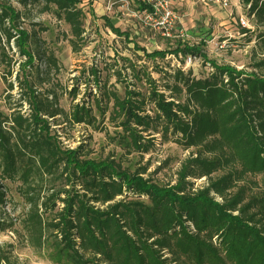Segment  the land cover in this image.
I'll return each mask as SVG.
<instances>
[{"label":"trees","instance_id":"1","mask_svg":"<svg viewBox=\"0 0 264 264\" xmlns=\"http://www.w3.org/2000/svg\"><path fill=\"white\" fill-rule=\"evenodd\" d=\"M13 1L26 6L39 0H0V71L7 84L0 93L5 106L0 109V233L17 231L52 264H264V75L237 72L204 56L211 73L193 77L165 61L168 55L200 54L198 47L181 42L176 49L148 53L134 43L146 59L159 58L165 67L155 62L137 67L123 58L122 69L106 64L102 78L103 70L91 66L76 84L63 87L55 55L20 28L23 13ZM85 1L93 3L44 0L47 12L70 26L77 52L85 38L80 7ZM243 2L247 17L261 29L254 30V68L260 70L264 0ZM138 10L151 7L140 1ZM17 55L26 64L20 62L16 71ZM121 75L131 78L125 77L123 93L110 86L111 77L119 81ZM83 83L95 91L74 103ZM106 119L117 129L114 135ZM60 124L104 132L114 152L99 161L81 146L65 149L56 133ZM156 141L189 152L174 184L151 179L167 162L154 174H148L152 161L134 172L123 165L131 155L143 160L154 153ZM204 178L207 183L195 187L194 181ZM6 182L19 183L26 212L13 214ZM10 204L11 212L4 209ZM13 247L7 252L0 247V264H16Z\"/></svg>","mask_w":264,"mask_h":264},{"label":"rangeland","instance_id":"2","mask_svg":"<svg viewBox=\"0 0 264 264\" xmlns=\"http://www.w3.org/2000/svg\"><path fill=\"white\" fill-rule=\"evenodd\" d=\"M140 1L145 0H93L92 5H89L87 1L80 4L84 12L85 38L79 40L77 44L78 52L73 49L70 42L72 37L70 36V26L66 22L58 20L51 12H47L44 8V0H39L34 4H29V1L26 6L19 4L17 1H13L11 4L13 8L23 13L20 28L27 30L29 35L34 33L35 37L41 41L40 44L46 48L48 54L53 53L55 55L60 67L57 77L62 82L63 87H71L76 84V79L80 80L83 76V70H87L91 66L93 68L98 66L100 70H103L106 64H113L116 66L114 69H122L124 63L121 59L123 58H131L138 63L137 67L146 63L152 65L154 62L165 67L164 62H160L159 58L146 59L142 50L134 49V43L146 49L148 53L155 50L176 49V46L181 42L188 46L198 47L197 51L200 54L190 55L192 64L186 63L188 56L176 58L175 55H168L165 61L166 63L167 61L171 62L172 67L183 66L185 72H190L193 77L201 78L211 73L212 69L203 60L204 56L207 61H214L220 66L231 65L237 72L250 74L255 71L260 75H264V67L260 70L254 68L255 63L258 62L254 59V44L256 42V32L254 30L258 28L255 24V18L247 17V9L243 0H230V6L225 9L211 3L207 4L203 0H184L179 4L173 3L174 0H171L181 19L178 26V32L181 35L172 38L164 37L161 30L151 25L143 16L139 17L137 15L136 17L134 15L138 13ZM242 18L254 28L243 27L241 24ZM109 23L113 24L122 33L128 32L131 35L130 39L127 40L125 35H116ZM240 28H246L252 31V34H249V36L242 34ZM260 30L258 29V31ZM250 35L253 37H250ZM135 50L137 55L143 57L142 60L136 61ZM14 51L17 54L20 53L16 47H14ZM15 59H17L15 65L17 71L19 63L26 58L24 57L20 61V55H17ZM25 64L26 62H22V65ZM149 71L152 72V69ZM101 74L102 78L105 77L106 71H101ZM1 76L2 71H0V93H3L7 84ZM125 77L131 80L127 75H121L122 79H119V81L111 77V88L118 89L119 93H123L126 82H128ZM79 89L81 95L74 103L83 101L87 98V95L90 96V92L95 91L93 84L83 83ZM13 94L19 96L17 90ZM62 104L66 108L70 104L67 96ZM0 109H5L2 101L0 102ZM105 122L110 136L114 135L117 129L107 119ZM55 127L56 133L61 139V145L65 149H74L81 146L91 152L88 157L99 161L104 160L111 152H114L115 147L113 144H109L104 132L95 131L85 124L76 125L74 128H70L66 124ZM155 143H157L158 150L154 153L145 155L143 160H140L137 155H131L129 159L124 161L123 165L134 172L144 166L147 161H152L153 166L150 167L148 174H154L163 162H167L168 167L153 175L151 179L161 185L174 184L177 181L176 172L179 169V162L187 157L189 152L183 151L172 143L163 146L158 141ZM116 150L117 153H122L121 150ZM144 177L148 176L144 175ZM194 182L195 187H199L205 185L207 180L204 178ZM5 184L9 202H13L11 204L17 211L13 214L18 216L26 212L27 206H24L23 199L17 193L19 183L6 182ZM217 199L219 198L217 197ZM11 204L4 209L11 212ZM15 226V228H19L18 224ZM16 232L12 230L0 233V247L4 251L7 252L11 245L14 246L11 254L12 261L14 260L16 264H52L46 258L35 254L22 240V237L19 238Z\"/></svg>","mask_w":264,"mask_h":264},{"label":"built area","instance_id":"3","mask_svg":"<svg viewBox=\"0 0 264 264\" xmlns=\"http://www.w3.org/2000/svg\"><path fill=\"white\" fill-rule=\"evenodd\" d=\"M205 3L214 4L221 9H225L230 6V0H203ZM145 4L151 7V10H138L137 14H134L136 17L143 16L144 19L148 20L151 25L157 27L161 30L164 37L172 38L179 37L181 35L178 32V26L181 23V19L179 18L177 12L175 11L171 0H145L143 1ZM241 24L243 27H247L248 29H253V26L245 21L243 18L241 19ZM177 32L179 34H177ZM187 64H192V59L190 55L187 57Z\"/></svg>","mask_w":264,"mask_h":264},{"label":"crops","instance_id":"4","mask_svg":"<svg viewBox=\"0 0 264 264\" xmlns=\"http://www.w3.org/2000/svg\"><path fill=\"white\" fill-rule=\"evenodd\" d=\"M183 1H184V0H174V2H173V1H172V2H173V3H178V4H179L180 2H183Z\"/></svg>","mask_w":264,"mask_h":264}]
</instances>
